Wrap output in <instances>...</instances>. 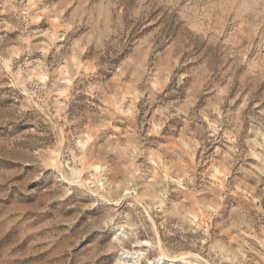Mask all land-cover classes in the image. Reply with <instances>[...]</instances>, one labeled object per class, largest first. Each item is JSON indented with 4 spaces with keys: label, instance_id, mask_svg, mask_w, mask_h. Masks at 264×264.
<instances>
[{
    "label": "rangeland",
    "instance_id": "374dc122",
    "mask_svg": "<svg viewBox=\"0 0 264 264\" xmlns=\"http://www.w3.org/2000/svg\"><path fill=\"white\" fill-rule=\"evenodd\" d=\"M0 264H264V0H0Z\"/></svg>",
    "mask_w": 264,
    "mask_h": 264
}]
</instances>
